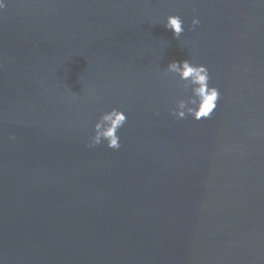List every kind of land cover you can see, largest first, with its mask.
Wrapping results in <instances>:
<instances>
[{"label": "water", "instance_id": "95a60500", "mask_svg": "<svg viewBox=\"0 0 264 264\" xmlns=\"http://www.w3.org/2000/svg\"><path fill=\"white\" fill-rule=\"evenodd\" d=\"M4 2L0 264H264V0ZM185 59L211 120L170 115ZM112 108L121 147H88Z\"/></svg>", "mask_w": 264, "mask_h": 264}, {"label": "clouds", "instance_id": "9594fccd", "mask_svg": "<svg viewBox=\"0 0 264 264\" xmlns=\"http://www.w3.org/2000/svg\"><path fill=\"white\" fill-rule=\"evenodd\" d=\"M5 7L4 0H0V9ZM183 20L178 15H169L164 27L171 30L177 39L184 32ZM192 26L199 24L198 19L192 20ZM166 73H171L182 82L180 86L185 92L190 90L186 99H179L176 106L170 109V115L176 119H184L191 116L196 121L211 120L217 113L222 100V94L218 88L211 86V76L206 66L193 64L189 59L172 61L166 68ZM126 114L112 108L105 112L94 124L93 135L89 137L88 147H96L106 143L110 149L117 150L121 147L118 131L126 123Z\"/></svg>", "mask_w": 264, "mask_h": 264}]
</instances>
